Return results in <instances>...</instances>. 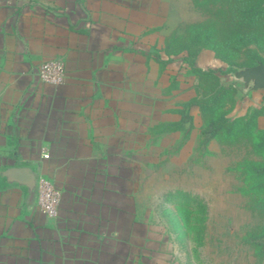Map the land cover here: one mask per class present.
Here are the masks:
<instances>
[{
	"label": "rangeland",
	"instance_id": "374dc122",
	"mask_svg": "<svg viewBox=\"0 0 264 264\" xmlns=\"http://www.w3.org/2000/svg\"><path fill=\"white\" fill-rule=\"evenodd\" d=\"M125 2L149 66L103 91L118 98L86 185L99 210L85 219L87 253L93 264H264V89L235 76L264 64V0Z\"/></svg>",
	"mask_w": 264,
	"mask_h": 264
},
{
	"label": "crops",
	"instance_id": "0c3cea01",
	"mask_svg": "<svg viewBox=\"0 0 264 264\" xmlns=\"http://www.w3.org/2000/svg\"><path fill=\"white\" fill-rule=\"evenodd\" d=\"M58 3L0 0V264L98 261L83 243L93 238L85 219L99 214L97 187H86L96 182L90 168L97 174L106 159L98 134L112 119L108 102L118 98L103 91L149 66L150 41L132 24L125 0ZM51 60L66 68L60 86L39 78ZM12 167L54 183L56 217L28 201L25 188L5 183L1 172Z\"/></svg>",
	"mask_w": 264,
	"mask_h": 264
},
{
	"label": "built area",
	"instance_id": "2783aa9c",
	"mask_svg": "<svg viewBox=\"0 0 264 264\" xmlns=\"http://www.w3.org/2000/svg\"><path fill=\"white\" fill-rule=\"evenodd\" d=\"M38 75L41 81L53 86H60L64 83L66 68L61 61L51 60L43 63L39 67ZM45 157H48V155ZM37 182V205L39 210L50 218L56 217L60 210V191L55 187L54 183L45 176H41Z\"/></svg>",
	"mask_w": 264,
	"mask_h": 264
},
{
	"label": "water",
	"instance_id": "95a60500",
	"mask_svg": "<svg viewBox=\"0 0 264 264\" xmlns=\"http://www.w3.org/2000/svg\"><path fill=\"white\" fill-rule=\"evenodd\" d=\"M236 78L246 85H252L253 90L264 89V64L244 69L235 73ZM1 177L10 186L19 185L27 191L28 201H37L38 180L40 176L30 167H12L1 172Z\"/></svg>",
	"mask_w": 264,
	"mask_h": 264
},
{
	"label": "trees",
	"instance_id": "16d2710c",
	"mask_svg": "<svg viewBox=\"0 0 264 264\" xmlns=\"http://www.w3.org/2000/svg\"><path fill=\"white\" fill-rule=\"evenodd\" d=\"M249 13H251V12H249ZM251 15H253V13H251ZM212 126H213V128H212V133L213 134L218 133V131L221 129V127L219 125H216L215 122L212 123ZM256 172L259 173V174H264V168L257 169Z\"/></svg>",
	"mask_w": 264,
	"mask_h": 264
}]
</instances>
